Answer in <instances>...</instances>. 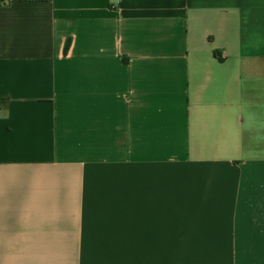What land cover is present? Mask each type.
Wrapping results in <instances>:
<instances>
[{
    "label": "crops",
    "instance_id": "crops-1",
    "mask_svg": "<svg viewBox=\"0 0 264 264\" xmlns=\"http://www.w3.org/2000/svg\"><path fill=\"white\" fill-rule=\"evenodd\" d=\"M0 99V264H264V0H0Z\"/></svg>",
    "mask_w": 264,
    "mask_h": 264
},
{
    "label": "trees",
    "instance_id": "trees-1",
    "mask_svg": "<svg viewBox=\"0 0 264 264\" xmlns=\"http://www.w3.org/2000/svg\"><path fill=\"white\" fill-rule=\"evenodd\" d=\"M215 55L218 56V52H215ZM5 103V99H0V106L3 105Z\"/></svg>",
    "mask_w": 264,
    "mask_h": 264
}]
</instances>
